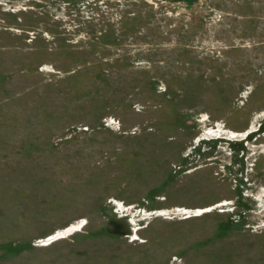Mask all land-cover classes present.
<instances>
[{
	"label": "rangeland",
	"instance_id": "374dc122",
	"mask_svg": "<svg viewBox=\"0 0 264 264\" xmlns=\"http://www.w3.org/2000/svg\"><path fill=\"white\" fill-rule=\"evenodd\" d=\"M0 264H264V0H0Z\"/></svg>",
	"mask_w": 264,
	"mask_h": 264
}]
</instances>
